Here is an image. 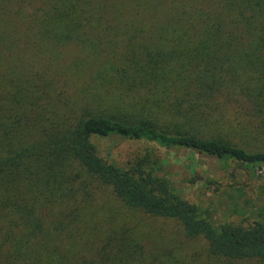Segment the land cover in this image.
<instances>
[{
    "label": "trees",
    "instance_id": "obj_1",
    "mask_svg": "<svg viewBox=\"0 0 264 264\" xmlns=\"http://www.w3.org/2000/svg\"><path fill=\"white\" fill-rule=\"evenodd\" d=\"M110 136L264 167V0H0V264H264V206L216 225Z\"/></svg>",
    "mask_w": 264,
    "mask_h": 264
},
{
    "label": "rangeland",
    "instance_id": "obj_2",
    "mask_svg": "<svg viewBox=\"0 0 264 264\" xmlns=\"http://www.w3.org/2000/svg\"><path fill=\"white\" fill-rule=\"evenodd\" d=\"M95 153L107 163L124 168L130 161L150 154L160 161V175L179 190L189 203L218 224L250 226L264 206V167L247 168L232 161L223 162L182 148H164L155 143L135 141L121 136L92 138ZM99 202L109 200L105 193ZM104 211L100 217L104 216ZM120 215L123 218L122 213ZM146 229L151 240L161 246L185 244L179 226L157 220ZM181 250V249H180ZM181 251H179L180 254ZM175 252L174 254H176Z\"/></svg>",
    "mask_w": 264,
    "mask_h": 264
}]
</instances>
